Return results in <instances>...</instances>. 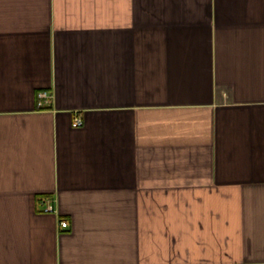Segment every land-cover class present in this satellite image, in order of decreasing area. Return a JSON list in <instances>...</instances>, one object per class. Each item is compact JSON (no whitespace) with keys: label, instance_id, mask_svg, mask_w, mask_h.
I'll return each instance as SVG.
<instances>
[{"label":"crops","instance_id":"1","mask_svg":"<svg viewBox=\"0 0 264 264\" xmlns=\"http://www.w3.org/2000/svg\"><path fill=\"white\" fill-rule=\"evenodd\" d=\"M0 264H264V0H0Z\"/></svg>","mask_w":264,"mask_h":264},{"label":"built area","instance_id":"2","mask_svg":"<svg viewBox=\"0 0 264 264\" xmlns=\"http://www.w3.org/2000/svg\"><path fill=\"white\" fill-rule=\"evenodd\" d=\"M51 100H52V95L50 93H48L47 91H39L37 93V105L40 107V108H45L47 107L50 103H51ZM84 125V121L82 118L80 117H76L73 121V127H82ZM46 212H53V207L51 205H49L47 208H46ZM61 226L63 228H68L69 224L67 221H62L61 222Z\"/></svg>","mask_w":264,"mask_h":264}]
</instances>
